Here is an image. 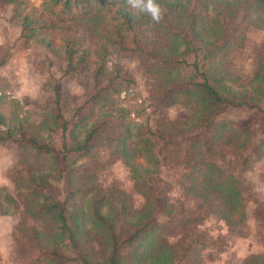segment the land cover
Listing matches in <instances>:
<instances>
[{"label":"trees","instance_id":"1","mask_svg":"<svg viewBox=\"0 0 264 264\" xmlns=\"http://www.w3.org/2000/svg\"><path fill=\"white\" fill-rule=\"evenodd\" d=\"M49 2L60 8L48 9L37 30H53L60 76L88 70L85 104L98 115L66 141L78 114L65 117L55 83L37 129L60 133L58 149L27 124L3 127L0 115V144L20 151L0 182V201L15 220L19 264H202L210 242L200 222L211 218L233 233L247 215L245 172L264 156V35L254 38L264 34V0H156L159 23L130 11L126 0ZM28 23L24 16L23 28ZM242 50L254 64L239 72L231 55ZM121 59L140 65L150 106L182 112L163 127L127 121L116 96L136 79ZM237 108L248 112L244 119L222 116ZM194 130L204 137L180 142L179 134ZM99 148L125 168L130 190L100 191ZM164 176L170 185L159 182ZM260 206L255 220L263 231ZM237 264H264V253H248Z\"/></svg>","mask_w":264,"mask_h":264},{"label":"rangeland","instance_id":"2","mask_svg":"<svg viewBox=\"0 0 264 264\" xmlns=\"http://www.w3.org/2000/svg\"><path fill=\"white\" fill-rule=\"evenodd\" d=\"M50 7L49 0H13L12 5L0 2V115L3 127L22 122V127L27 124L25 127L27 131L30 133L37 131L42 136V141L58 149L62 141L60 133L49 132L46 136L48 131L44 125L37 129L39 120L52 100L55 83L59 85L62 108L67 111L64 113L65 117L69 119V113L74 109H77L78 114L71 120L68 130L64 133L66 141L71 135H79L81 130L96 118L98 110L96 106L90 107L85 104L91 90L88 70L72 79L60 76L61 64L59 65L60 62L55 58L57 38L51 34L53 30L50 34H43L37 30V22L48 17V9L56 11L60 5ZM126 7L132 12L136 11L127 4ZM71 11H78V7H71ZM24 16L29 23L23 28ZM263 35L256 33L255 41L258 43ZM49 38L52 42L45 45ZM53 49L56 51L53 52ZM231 57V67L239 72L254 64L244 50L239 55L233 54ZM121 63L127 65L129 73L136 79V85L128 90L119 91L116 96L118 104L126 110L124 118L127 121H148L152 126L163 127L166 121L182 112L178 106H150L145 87L137 72L140 65L132 59H121ZM95 67L89 66V69L94 70ZM107 73L108 70L104 75ZM247 114L246 110L237 108L227 109L222 116L241 120ZM202 137L204 136H201L199 130H194L179 134L178 139L184 142ZM19 156L18 149L0 144V182L5 181L3 176L5 170ZM96 158L102 164L98 175L99 189L102 193H109L113 187L130 190L127 172L119 162L100 148ZM245 178L250 182L246 191L247 215L233 233L224 230L211 218L210 221L200 222L198 231L202 233L203 239L210 242V247L201 251L202 264H237L248 253H264V230L257 229L255 220L259 209L262 208L260 205L264 202V156L250 166L245 172ZM164 179L166 181L167 176L159 182L163 183ZM170 192L177 197L173 190ZM10 212L6 204L0 201V264H19L21 261L17 257L14 245L15 220Z\"/></svg>","mask_w":264,"mask_h":264},{"label":"clouds","instance_id":"3","mask_svg":"<svg viewBox=\"0 0 264 264\" xmlns=\"http://www.w3.org/2000/svg\"><path fill=\"white\" fill-rule=\"evenodd\" d=\"M127 6L140 13H145L159 23L163 19L162 9L156 0H126Z\"/></svg>","mask_w":264,"mask_h":264}]
</instances>
